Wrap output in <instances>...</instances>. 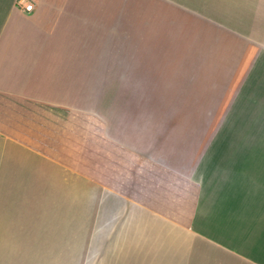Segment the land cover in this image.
Wrapping results in <instances>:
<instances>
[{
    "label": "crops",
    "instance_id": "0c3cea01",
    "mask_svg": "<svg viewBox=\"0 0 264 264\" xmlns=\"http://www.w3.org/2000/svg\"><path fill=\"white\" fill-rule=\"evenodd\" d=\"M0 264H264V0H0Z\"/></svg>",
    "mask_w": 264,
    "mask_h": 264
},
{
    "label": "rangeland",
    "instance_id": "374dc122",
    "mask_svg": "<svg viewBox=\"0 0 264 264\" xmlns=\"http://www.w3.org/2000/svg\"><path fill=\"white\" fill-rule=\"evenodd\" d=\"M115 50H116V47H115ZM131 79H132V77H131ZM135 81H136V78H135ZM130 94H133V96H134V94H136V92L135 93L133 92V93H130ZM129 112H130V115H135V116L138 115V109L137 108H132L131 107V108H129ZM87 245H88V238L87 239H83V242H82L81 246H82L84 251L87 248ZM66 254H68V252ZM82 254L84 255L85 253L83 252Z\"/></svg>",
    "mask_w": 264,
    "mask_h": 264
},
{
    "label": "built area",
    "instance_id": "2783aa9c",
    "mask_svg": "<svg viewBox=\"0 0 264 264\" xmlns=\"http://www.w3.org/2000/svg\"><path fill=\"white\" fill-rule=\"evenodd\" d=\"M24 8L26 10H32L33 9V3L31 1H28L25 3Z\"/></svg>",
    "mask_w": 264,
    "mask_h": 264
}]
</instances>
